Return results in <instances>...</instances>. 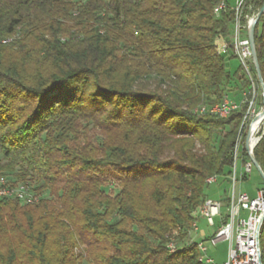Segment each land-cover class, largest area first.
I'll list each match as a JSON object with an SVG mask.
<instances>
[{
	"label": "trees",
	"instance_id": "16d2710c",
	"mask_svg": "<svg viewBox=\"0 0 264 264\" xmlns=\"http://www.w3.org/2000/svg\"><path fill=\"white\" fill-rule=\"evenodd\" d=\"M220 1L0 0V175L52 197L0 200V264H203L195 214L244 116L194 113L245 86ZM255 44L264 82V15Z\"/></svg>",
	"mask_w": 264,
	"mask_h": 264
},
{
	"label": "built area",
	"instance_id": "2783aa9c",
	"mask_svg": "<svg viewBox=\"0 0 264 264\" xmlns=\"http://www.w3.org/2000/svg\"><path fill=\"white\" fill-rule=\"evenodd\" d=\"M263 7L264 0H221L214 7L217 16L227 12L233 15L230 44L221 37L217 39L216 46L220 54H228L230 50L238 59L245 86L239 91V101L231 99L228 93L221 103L198 107L194 113L226 119L236 111H243L244 116L233 152V164L226 178L232 185L231 195L224 199L207 197L195 214L196 221L192 226L195 237L191 244L196 243L203 264H263L261 232L264 225V187L257 190L254 197L237 192V184L245 181L254 171L264 183L254 163L255 150L264 136V92L249 39L252 26L264 15L260 17ZM223 182L221 176H212L206 180L210 187ZM45 196L30 182L0 175V200H15L26 206H35L42 203ZM202 221L210 227H215L218 222L217 231L208 237H199ZM224 242L229 243L226 260L216 262L209 256L208 245L214 248ZM168 248L171 254L177 252L174 240L169 242Z\"/></svg>",
	"mask_w": 264,
	"mask_h": 264
},
{
	"label": "rangeland",
	"instance_id": "374dc122",
	"mask_svg": "<svg viewBox=\"0 0 264 264\" xmlns=\"http://www.w3.org/2000/svg\"><path fill=\"white\" fill-rule=\"evenodd\" d=\"M239 69H240V63H239L238 59H236V58L231 59L228 63V70L231 73V75L235 76L240 71ZM240 74H241V72H240ZM235 85H238L239 87L241 86V83L239 82V80H237V81L234 80V83L232 86L235 87ZM155 86H156V82L154 80L143 81L137 85L138 88H140L141 90H144V91L152 90L155 88ZM230 96H231V99H233L235 101H239V99H240L239 92H237V93L231 92ZM89 136H94L95 138L98 137V131L91 130L89 133ZM219 137L217 139H219ZM0 159H1V155H0ZM263 187H264V183L261 181L258 174L254 171L252 174H250L247 177V179L245 181H243V182L240 181L237 184V192L238 193H247L251 197H254V195L256 194V191L259 189H262ZM113 188H114V186L111 189H113ZM231 190H232L231 182L229 180H227L223 184L221 183L219 185L212 186L208 191V196L211 199H224L227 196L229 197L231 195ZM45 194H46L45 201H50L52 198L50 191L45 192ZM218 226H219L218 222H217L215 227L208 226L205 221L201 222V228L205 231L206 235H210V234L215 233L218 229ZM196 238L198 239V237H196ZM208 246L210 248V250H209L210 256H212V258H214L217 262L221 263V262L226 260V253L229 249V243L224 242V243H221L217 247H214V248L210 247V245H208Z\"/></svg>",
	"mask_w": 264,
	"mask_h": 264
},
{
	"label": "water",
	"instance_id": "95a60500",
	"mask_svg": "<svg viewBox=\"0 0 264 264\" xmlns=\"http://www.w3.org/2000/svg\"><path fill=\"white\" fill-rule=\"evenodd\" d=\"M263 14H264V7L261 9L260 17ZM258 21H259V19L252 26L251 31L249 32V39H250V42H251V47H252V52H253V59H254V62H255L257 75H258L260 83L262 84V89H263V92H264V82H263V77H262L261 70H260V67H259L257 49H256V44H255V28H256V25H257ZM263 106H264V100H263ZM254 163H255V166L258 169L259 173L262 175V177L264 179V172H263L260 164L258 163V161L256 159L254 160Z\"/></svg>",
	"mask_w": 264,
	"mask_h": 264
},
{
	"label": "crops",
	"instance_id": "0c3cea01",
	"mask_svg": "<svg viewBox=\"0 0 264 264\" xmlns=\"http://www.w3.org/2000/svg\"><path fill=\"white\" fill-rule=\"evenodd\" d=\"M200 228H201V224H200ZM198 236L201 237V238L208 237V235H206L205 231L202 228H201V232H200V234ZM209 256H210V254H209ZM210 257H212V256H210Z\"/></svg>",
	"mask_w": 264,
	"mask_h": 264
}]
</instances>
